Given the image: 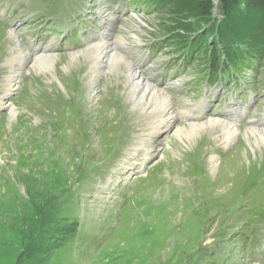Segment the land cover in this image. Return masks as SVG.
Masks as SVG:
<instances>
[{"label":"rangeland","instance_id":"374dc122","mask_svg":"<svg viewBox=\"0 0 264 264\" xmlns=\"http://www.w3.org/2000/svg\"><path fill=\"white\" fill-rule=\"evenodd\" d=\"M154 2L0 0V264H264V247L257 248L264 244V233L259 236L264 230V152L252 153L251 165H240L242 147H223L221 128L197 134L189 148L176 136L178 144L172 141L177 124L209 117H238L240 127L255 123L264 128V61L244 66L232 86L224 72L210 86L208 75L200 77L209 56L202 48L182 53L188 36L200 39L211 23L196 17L191 21L195 31L185 33L170 18L174 2L153 8ZM213 17L222 23L228 18L219 8ZM47 25L48 35L42 30ZM7 29L17 33L27 52L59 54L58 66H74L64 88L54 70L37 73L29 66L18 88L8 93L11 68L5 61L8 48L18 43L8 38ZM24 33L30 37L27 44ZM102 33H112L106 41L123 37L116 50L126 52L139 70L166 68L165 79L151 80L173 100L176 112H185L186 120L171 122L170 129L163 126L168 131L156 142V159L129 154L150 109L134 114L123 94L125 88L130 91L123 74L107 73L108 66L99 69L101 61L106 64V46L97 51L98 63L92 61L98 67L92 78L86 49L102 42ZM215 36L218 32L209 34L210 44ZM122 44L127 46L120 50ZM69 54L76 57L64 62ZM229 64L240 69L238 63ZM217 104L220 108L210 116ZM13 106L15 118L10 117ZM231 107L235 110L228 115L220 112ZM201 111L203 118L191 119L189 113ZM180 150L187 152L179 156ZM214 157L218 162L228 158L235 166H214ZM131 159L134 166L122 169Z\"/></svg>","mask_w":264,"mask_h":264},{"label":"bare ground","instance_id":"6f19581e","mask_svg":"<svg viewBox=\"0 0 264 264\" xmlns=\"http://www.w3.org/2000/svg\"><path fill=\"white\" fill-rule=\"evenodd\" d=\"M108 10H109V8H108ZM97 12H99V10H97ZM202 27H203V25H202ZM7 30H8V38L11 39L14 43L15 42L18 43L17 44L18 46L15 45L12 48H8L9 57L5 61V64L11 68L10 73L7 75V79L10 83V85H8V89H7L8 93L11 94L14 92V88H18V84H19L18 82L21 79V77L24 76L25 68L27 67V70H28L29 66H30L31 72H37V73L44 72V70H46V71L47 70H49V71L54 70L55 71V77L54 78L57 80V82L60 84V86H62L64 88V85H65L64 77H66L67 74L70 73L71 69L74 66L70 70H69V68H70L69 63H63L61 66H58L57 63L59 64L60 61L62 60L61 55H59V54H52L51 55L50 53H46V54L44 53L42 55H37V54H31V53L27 52L25 46L22 45L21 41H19L17 33L14 32L13 30H10V29H7ZM42 30H44L46 32V35H48L50 33L46 26H44L42 28ZM110 34H112V33H105V35H104L105 37H102L99 40L102 42H99L96 47L86 49V51L90 52V54H91V55L88 54L87 56L89 59L88 62H90V65L92 66V69H93V77L92 78H94L95 72L98 70V67L96 65L93 66L92 61H97V59H96V57L98 55L97 51H101L100 48L102 46H106V49L108 50L106 53V61H105L106 64H104L101 61L99 69H103V68H106L108 66L107 73L108 72H111V73L116 72V73H118V75L123 74L121 79L126 80V82L125 83L123 82V84L127 85L130 88V91L129 90L127 91V89L125 88L123 94L128 98V101L134 107V111H133L134 114H138L141 111H144L146 109H150L149 115H143V120L144 121L149 120V121L143 127V128H145L143 133L141 132V134L139 133V135L137 136L138 142L134 143L131 146L130 152L127 149L126 150L129 152V154L135 155L137 153L136 155L138 157L140 156V154L145 153L147 155H150L154 159H156L154 157V155H156V156L158 155V153L155 151L156 142L159 141V138L163 133L167 132L168 129H170L171 122H174L178 119H180V120L185 119L186 120V118L184 117L185 112L184 111L176 112L174 104H173V100L170 99L165 94V92L158 89V87H156L152 83L150 78L151 77L156 78V77L160 76L161 73L157 71L154 74H150L148 68H144L143 70H139L135 66L136 62L132 59L129 60V56L127 55L126 52L119 51V50L117 52V50H116L117 45L121 44V40L122 39L124 40V38L120 37L116 34L111 39L106 41L107 36ZM142 42H144V41L143 40H141L140 42L138 41V43H142ZM0 43H2V42L0 41ZM5 44H6V41H5ZM134 44H137V43L127 44V45H134ZM127 45L122 44V46L119 49L121 50L123 47H125ZM65 56H66V60L64 62L74 60L75 55L69 54V55H65ZM97 63H98V61H97ZM121 68L123 69L124 72L121 70ZM64 71H68V72H64ZM89 73H90V71H89ZM162 73L165 76V70ZM60 74H62L63 77H60ZM53 82H55V81H53V80L49 81V84H51ZM16 84H17V86L14 87V85H16ZM99 92H100V89H97V94H99ZM243 94L244 93L239 95L237 97V100L241 99ZM93 97L96 98V97H98V95L95 96L93 94ZM9 103H10L9 101L6 103V108H7V106H9ZM217 108H218V105L215 106V110H217ZM257 108H259V106H257ZM234 110L235 109L233 107H231L228 109L227 112H223V114L228 115L231 112H233ZM203 115L204 114L201 115V118H203ZM263 116H264V114H263ZM10 117L11 118L16 117L15 106H13L10 109ZM207 119H209V120H207ZM207 119H204L202 121L193 120V121H190L191 123L185 122L188 124H179V125L177 124V126L174 128V131L172 132L173 133V135H172L173 143L178 144V141H176V139H175V136H176L179 139V141L181 142V145L183 146V148H189L190 146H193L194 144H196L197 134H200L201 136H203L204 132H206V131H212V133H213L214 130L217 131L216 129L221 128V130H222L221 133H223V134L219 136L221 138L218 141H222L223 147H227V148L232 149V147L235 146V151L239 147H242V151H241V155H240L241 156L240 165H243V163L246 164L247 161L251 165L252 159H255V158H253L252 153H261L262 154L264 152V128H261L260 125H256L255 123H252V124L249 123L253 126L244 125L246 127H240L238 120L226 121V120H221L218 118H211V117H209ZM260 123L264 124V118L260 120ZM249 124H247V125H249ZM164 125H168V127H169L168 129H165L166 131L165 130L162 131ZM143 128H141V129H143ZM233 143H234V145H233ZM171 148H172V143H171ZM141 151H143V152H141ZM153 151H155V153L153 155H151V153ZM183 152H187V150H180L179 156L182 155ZM165 155L166 154L161 155V157L164 160H166ZM213 156H217V155H213ZM217 157H219V156H217ZM217 157L213 158L214 166H217L219 163V166L221 168L223 166L224 162H226V165L224 166L225 168L229 164H231L233 167L235 166V162H233V161L229 162L228 158L224 159L221 162H218L219 160L217 159ZM134 159L136 160L139 158L134 157ZM134 159L124 161V166L122 167V169H125L126 167H129V169H130L132 166H134V164H135ZM211 162H212V159L210 160V163ZM174 166H178V165L176 163H174ZM126 169H128V168H126ZM216 170H218V168ZM108 187H110V186H108ZM223 190H224V188H223ZM171 224H173V223H171ZM193 224H195V223L193 222L192 225ZM183 227H182V229L184 230L186 228V226H183Z\"/></svg>","mask_w":264,"mask_h":264},{"label":"trees","instance_id":"16d2710c","mask_svg":"<svg viewBox=\"0 0 264 264\" xmlns=\"http://www.w3.org/2000/svg\"><path fill=\"white\" fill-rule=\"evenodd\" d=\"M172 1L174 3L170 18L183 32L195 31L191 21L196 17H201L205 22L211 23L212 28L205 36L200 35V39L195 40L193 46H199L198 48H202L201 52H205L208 56L211 54L213 65L220 61L223 51L232 57L241 52V45L244 44L257 50L264 47V0ZM218 8L228 17L224 23L222 20L217 22L214 20V10ZM217 32L218 36H215L213 44H210L209 34ZM258 32L261 35H257Z\"/></svg>","mask_w":264,"mask_h":264}]
</instances>
